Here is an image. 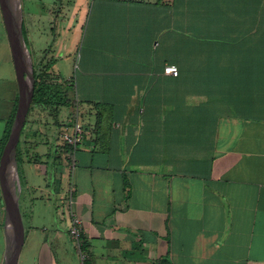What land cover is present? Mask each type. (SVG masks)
<instances>
[{"label": "crops", "instance_id": "crops-1", "mask_svg": "<svg viewBox=\"0 0 264 264\" xmlns=\"http://www.w3.org/2000/svg\"><path fill=\"white\" fill-rule=\"evenodd\" d=\"M64 1L51 12L49 54L28 49L33 64L53 57V71L71 55L67 32L83 29L79 73L60 82L78 89L86 139L62 177L49 164L40 172L46 188L31 187L24 155L48 153L56 129L39 130L66 118L55 123L29 112L18 164L26 190L19 192V264L78 262L72 212L83 221L87 264H264V0H176L178 76L164 72L169 17L162 2ZM4 32L0 149L20 96L6 25ZM56 195L73 197L70 214L53 211L49 226L38 224L36 201ZM8 252L3 203L0 264Z\"/></svg>", "mask_w": 264, "mask_h": 264}, {"label": "rangeland", "instance_id": "rangeland-1", "mask_svg": "<svg viewBox=\"0 0 264 264\" xmlns=\"http://www.w3.org/2000/svg\"><path fill=\"white\" fill-rule=\"evenodd\" d=\"M57 0H23V11H24V20H25V29H24V36L26 38L27 41V45L29 47V49L31 50L32 54H40V52H42L45 49L51 48L53 45V33H52V24H51V12H53V8L55 7V5ZM65 4H68V1H64ZM34 17L35 15V25L32 27L30 26V21H31V16ZM31 17V18H30ZM78 27V26H77ZM76 26L71 29V32H67L70 42H69V47L71 48V55L69 58H66L64 60H61L57 63L56 67L54 68L53 72L56 76H59L60 78H65V79H70L71 77H76V75L79 73L80 70V55H81V49H82V44H83V29H79V27L77 28ZM5 29V25H4V16H3V11L1 8V4H0V35H3ZM79 38V39H78ZM78 39V42L76 43L75 46V40ZM2 52H3V45H2ZM49 54V53H48ZM53 57H50L49 59H51ZM48 59V60H49ZM48 60L46 61V64H48ZM35 72V70H34ZM31 76V74H30ZM59 78V80H61ZM29 81L30 83L32 82L31 77H29ZM63 82V81H62ZM64 89L68 91L69 94V98L71 100H75L76 99V92L74 89H71L70 86H64ZM37 110V111H35ZM39 112V115H43L44 111H42L40 108H35L31 111L32 116L37 115ZM29 114V113H28ZM46 115L51 119V121L56 123V119L54 117L53 114L49 112H46ZM80 115V120L83 122V124L85 125V122L83 120V117L81 116L80 110L78 109L76 104H73L72 106H66L62 108V112L60 114V117L66 118V120L62 121V123L59 125L58 128H53V126H51V124H49V128H47V123L45 125H43L41 128L43 130V132L40 131V133H44L46 131H49L51 133V131L54 129L55 130V136H51L49 140H47L49 143L53 142V145H51V149L49 150L48 153L45 152H35L36 148H31L29 151L30 153L27 155H24L25 157V162H30L29 164V168H28V174L29 176H31V178L29 177L28 180L31 187L32 186H36L42 184L43 188H46V184L43 183V179H44V173L42 172V174L40 173L41 171H43V167L46 170L45 167H48V165L50 164V166H56L53 163L55 162L56 158L59 157L61 160L60 162V166H56L57 167V174L60 175V177H62V167L64 166V150L62 149V147L64 146V141L62 139V135L64 133L65 128H67L69 125L73 124L74 120L77 119V116ZM39 116V117H40ZM66 125H65V123ZM57 127V126H56ZM34 129H36V126L34 127ZM53 137V138H52ZM24 139H26V137H23V148L27 146L26 142L24 141ZM31 139V140H30ZM29 142H28V146L32 147V138H29ZM38 141H36L35 139L33 140V143H38L39 145H42L43 143L46 142V139H37ZM50 143V144H51ZM32 145V146H31ZM54 146V147H53ZM21 149V148H20ZM21 153V152H20ZM40 156V159H42L43 162L41 163H35L34 159H37ZM21 157V155H20ZM28 158L29 161H28ZM39 159V158H38ZM41 164V166H40ZM66 174H64V179L67 180V178L65 177ZM50 181V179H49ZM48 181V182H49ZM15 187L17 189L16 194H19V183L18 180L15 179ZM24 183H21V189L23 190V194H26V190H25V186ZM30 187V188H31ZM58 188V187H57ZM31 191V189H30ZM38 194H40V191H36ZM35 192V193H36ZM50 201L47 200L46 204L45 203H41V201H36L33 210L35 211V213L39 216L38 219V224L43 223L45 225L49 226V222L51 220V218L49 219L48 216L51 217V214L53 211L58 212L60 215H62L63 213H65L66 215L70 214V205H69V196H67L65 198V201L63 200V195L61 196H49ZM44 216V218H42ZM41 217V219H40ZM43 221V222H42ZM75 246V243H74ZM80 257V256H79ZM73 264H81V260L80 258H78V262L75 261V263Z\"/></svg>", "mask_w": 264, "mask_h": 264}, {"label": "water", "instance_id": "water-1", "mask_svg": "<svg viewBox=\"0 0 264 264\" xmlns=\"http://www.w3.org/2000/svg\"><path fill=\"white\" fill-rule=\"evenodd\" d=\"M56 3L57 6L61 4L60 0H57ZM0 4L20 90L16 115L0 158V189L4 203L5 227L9 244V252L5 264H19L25 243V227L20 210L19 194H16L17 189L14 182L15 179L18 180V191L20 192L17 150L34 97L35 72L24 36L22 0H0ZM29 77H31V83Z\"/></svg>", "mask_w": 264, "mask_h": 264}, {"label": "trees", "instance_id": "trees-1", "mask_svg": "<svg viewBox=\"0 0 264 264\" xmlns=\"http://www.w3.org/2000/svg\"><path fill=\"white\" fill-rule=\"evenodd\" d=\"M176 0H157V3H161L162 5H165L167 7V12H168V28L167 30L162 34L163 39H167V62L169 65H175L177 62V46H176V36L177 34H181V29L179 26L175 24V5H176ZM184 37L187 36V41L185 39V43L191 47V37H192V31L191 27H185L184 30H182ZM197 35H199L198 32H196ZM186 38V37H185ZM160 43V42H159ZM197 44V43H196ZM203 44V43H202ZM198 49H206V44L204 45H197L196 46ZM159 54L158 49L156 50V56ZM54 61L52 60L51 62H48V64L41 63L39 65V69L35 71V92H34V97L31 103V107L29 112H31L33 109L40 108L44 113L49 112L54 115L56 119V123H59V117L62 112V108L66 106H72L73 104H78L79 103V98H78V89L73 83H70V87L75 90L76 92V99L71 100L69 98L68 91L64 89V86H68V83L60 82L59 76H56L54 72L52 71V68L54 66ZM154 62V61H153ZM154 64V63H153ZM164 65V72L166 67ZM176 66V65H175ZM15 118V113L13 114L8 129L6 131L5 137L3 139L1 149H0V158L3 152V148L9 138L11 127L13 124ZM26 124V123H25ZM25 127V126H24ZM24 128L22 130L21 135L23 134ZM64 150V164L66 162H72L73 155L75 153V150L73 147L69 146L68 144L64 143V146L62 147ZM21 152V153H20ZM22 151L20 149V142L18 145V150H17V161L20 166V163L22 162ZM39 158V159H38ZM37 159H34L35 163H41L42 159H40V156ZM61 159L59 157L56 158L55 162L53 163L56 166H60V161ZM20 172V168H19ZM3 207V202H2V195H1V190H0V208Z\"/></svg>", "mask_w": 264, "mask_h": 264}, {"label": "built area", "instance_id": "built-area-1", "mask_svg": "<svg viewBox=\"0 0 264 264\" xmlns=\"http://www.w3.org/2000/svg\"><path fill=\"white\" fill-rule=\"evenodd\" d=\"M165 73L168 75L178 76L179 70L176 66L171 65L166 67ZM86 133V127L80 120V115H78L73 124L65 128L62 139L64 143L73 147L76 151L78 147L85 142ZM69 205L70 207L73 205V197L71 196L69 199ZM71 218L72 224L70 228V235L74 239L76 247L79 250L81 264H87L88 253L84 248L83 221L74 212L71 213Z\"/></svg>", "mask_w": 264, "mask_h": 264}, {"label": "flooded vegetation", "instance_id": "flooded-vegetation-1", "mask_svg": "<svg viewBox=\"0 0 264 264\" xmlns=\"http://www.w3.org/2000/svg\"><path fill=\"white\" fill-rule=\"evenodd\" d=\"M56 8H57V5H56ZM56 8H54V11L56 12L57 11V9ZM47 53H49V51L46 49L45 51H44V54H47ZM43 58V57H42ZM44 60H45V58H43ZM40 60V59H39ZM52 60H49L48 62H51ZM41 64V60L40 61H38V60H36L35 61V63H34V70L36 71V70H38L39 69V65Z\"/></svg>", "mask_w": 264, "mask_h": 264}]
</instances>
